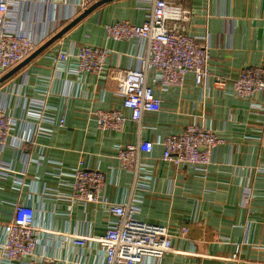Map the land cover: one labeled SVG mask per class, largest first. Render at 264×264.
<instances>
[{
    "label": "crops",
    "instance_id": "obj_1",
    "mask_svg": "<svg viewBox=\"0 0 264 264\" xmlns=\"http://www.w3.org/2000/svg\"><path fill=\"white\" fill-rule=\"evenodd\" d=\"M75 1L25 0L27 24L19 25L39 34L58 20L60 31L83 12ZM88 1L87 8L98 0ZM179 2L190 12V34L210 45L212 75L204 87L192 72L181 86L155 84L161 107L141 124L122 107L114 82L75 74L73 57H57L60 49L75 53L88 44L113 50L108 67L134 65L138 41H113L105 25L142 23L149 10L139 0L101 5L0 84L11 133L31 140L27 150L0 146V233L22 202L36 210L38 256L54 257L57 264H104L98 243L77 245L72 239L102 236L113 220L102 206L72 198V178L62 172L88 166L104 172L110 200L130 202L138 219L166 225L175 235L174 251L141 264H264V92L239 98L231 81L246 66H264V0ZM213 74L229 78L224 88ZM115 108L128 118L124 130H99L93 113ZM190 124L214 129L225 140L206 171L162 158L159 142ZM139 140L154 142V148L141 153V175H135L122 166L117 146Z\"/></svg>",
    "mask_w": 264,
    "mask_h": 264
},
{
    "label": "built area",
    "instance_id": "obj_2",
    "mask_svg": "<svg viewBox=\"0 0 264 264\" xmlns=\"http://www.w3.org/2000/svg\"><path fill=\"white\" fill-rule=\"evenodd\" d=\"M139 1L146 3L149 10L142 23L120 20L105 25L107 36L113 41H138L134 65L108 67L107 59L113 50L106 46L85 44L75 53L63 49L57 53L61 62L74 58L75 66L70 70L75 74L93 73L114 82L115 92L123 98L122 107L130 111L131 120L137 124L142 123L145 114L155 113L161 107L155 84L164 88L181 86L187 73L192 72L196 84L204 87L212 75L210 45L190 34V12L179 0ZM80 3L83 11L89 1L76 0L77 12ZM24 4L25 0H0V77L29 57L61 27L60 22L54 20L42 33H25L19 25V22L27 24ZM213 75L215 83L224 88L229 78ZM231 81L234 96L253 98L264 92V66H246ZM93 116L101 131L122 132L128 120L123 111L116 108L96 110ZM61 121L64 124V120ZM12 129V119L0 104V146L29 149L31 140L18 138L11 133ZM159 143L163 146V160L175 166L190 164L206 171L213 162L214 152L225 140L214 129L190 124L179 133L165 136ZM153 148L154 142L149 140L119 144L117 157L125 169L141 175V153L151 152ZM62 176L72 178L74 200L100 205L113 216L102 236L72 238L77 245L89 241L98 243L105 251L104 264H141L145 258L161 259L174 251L175 235L168 226L140 220L136 216L137 209L130 202L117 203L106 196V177L100 168L76 167L64 170ZM35 220L34 207L22 202L14 205L12 218L0 233V264H57L54 257L37 255L39 230Z\"/></svg>",
    "mask_w": 264,
    "mask_h": 264
},
{
    "label": "water",
    "instance_id": "obj_3",
    "mask_svg": "<svg viewBox=\"0 0 264 264\" xmlns=\"http://www.w3.org/2000/svg\"><path fill=\"white\" fill-rule=\"evenodd\" d=\"M112 1V0H98L94 2L91 6L83 10L81 14H79L76 18H74L71 22H69L66 26H64L59 32L53 35L50 39H48L44 44H42L36 51H34L29 57L20 62L17 66L6 72L4 75L0 77V84L8 80L11 76L17 73L21 68L26 66L31 60L37 57L40 53H42L45 49H47L50 45H52L55 41L60 39L66 32H68L72 27H74L78 22H80L83 18H85L92 11L100 7L101 5Z\"/></svg>",
    "mask_w": 264,
    "mask_h": 264
},
{
    "label": "rangeland",
    "instance_id": "obj_4",
    "mask_svg": "<svg viewBox=\"0 0 264 264\" xmlns=\"http://www.w3.org/2000/svg\"><path fill=\"white\" fill-rule=\"evenodd\" d=\"M218 86V85H217ZM218 88H220V86H218ZM241 98V97H240Z\"/></svg>",
    "mask_w": 264,
    "mask_h": 264
}]
</instances>
